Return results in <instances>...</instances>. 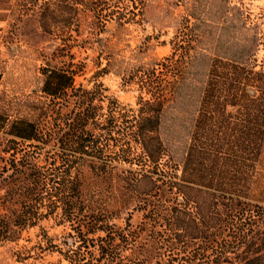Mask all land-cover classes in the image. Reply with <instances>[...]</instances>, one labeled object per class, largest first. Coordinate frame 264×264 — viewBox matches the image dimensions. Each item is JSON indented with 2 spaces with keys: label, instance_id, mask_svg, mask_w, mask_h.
I'll return each instance as SVG.
<instances>
[{
  "label": "trees",
  "instance_id": "1",
  "mask_svg": "<svg viewBox=\"0 0 264 264\" xmlns=\"http://www.w3.org/2000/svg\"><path fill=\"white\" fill-rule=\"evenodd\" d=\"M145 1L54 5L62 28L75 20L80 30V10L92 13L91 27L103 28L112 18H135ZM51 3L46 0L41 12L49 32ZM68 9L73 17H66ZM189 29L187 24L178 31L170 54L132 71L141 90L136 107L105 95L102 86L77 85L78 68L71 62L42 67L49 98L36 119L11 118L0 110V240L52 215L72 226L111 231L116 223L84 198L82 168L106 173L115 162H126L137 168L120 173L122 185L144 211L140 228L157 231L166 264H264V204L253 199L264 147V68L213 59L178 169L160 128L163 109L192 59Z\"/></svg>",
  "mask_w": 264,
  "mask_h": 264
},
{
  "label": "rangeland",
  "instance_id": "2",
  "mask_svg": "<svg viewBox=\"0 0 264 264\" xmlns=\"http://www.w3.org/2000/svg\"><path fill=\"white\" fill-rule=\"evenodd\" d=\"M45 1L0 0V110L11 118L36 119L49 98L42 89V67L48 63L72 62L77 85L102 86L105 95L136 107L141 90L130 74L170 54L178 31L188 24L192 59L179 91L163 109L160 128L181 169L213 59L264 68V0H146L135 18H112L103 28L91 27L92 13L80 10V30L75 20L62 28L55 0H47L54 10L51 32L41 21ZM68 16L73 17L69 9ZM126 168L137 166L115 162L106 173L82 168L84 198L116 223L110 232L44 217L18 228L12 239L0 240V264H166L165 249L154 239L157 231L140 228L144 211L122 185L119 175ZM254 180L253 199L264 204V147Z\"/></svg>",
  "mask_w": 264,
  "mask_h": 264
}]
</instances>
